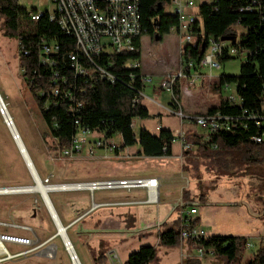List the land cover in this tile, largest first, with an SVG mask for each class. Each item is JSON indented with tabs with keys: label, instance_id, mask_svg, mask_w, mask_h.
<instances>
[{
	"label": "trees",
	"instance_id": "1",
	"mask_svg": "<svg viewBox=\"0 0 264 264\" xmlns=\"http://www.w3.org/2000/svg\"><path fill=\"white\" fill-rule=\"evenodd\" d=\"M168 1L137 0L146 33L151 37L156 36V39L167 33L169 26L177 20L176 13L165 12L163 9ZM263 4L264 0L200 1L195 12L196 19L192 23L196 46L185 44L181 51L184 58H197L203 52L207 36H211L223 39L229 37L226 38L229 41L227 44L236 51L233 55L226 54L223 47L217 55L219 61L244 54V60L239 64L236 74L221 72L208 84L209 89L218 92V102L209 106L206 112L218 111L235 116V127L229 131L217 129L209 133L206 139L187 130L183 133L184 140L194 145L196 152H209L212 150L211 146L215 145L217 151L227 154L234 168L232 175L237 176L252 173V166L264 164V140L256 142L251 139L258 129L242 113L243 110H258L264 103V23L261 20L264 16ZM34 10L33 7L26 9L19 6L17 0H0V25L3 35L14 37L17 41V65L23 84L33 94L38 113L46 126L51 140L50 149L55 151L68 144L73 132L72 122L76 119L79 126L101 131L105 137L119 134L120 144L117 148L136 144L143 155L169 154L172 139L169 129L159 127L155 133H151L145 127L139 126L134 132L130 124L133 117L144 118L148 115L147 108L139 101L143 83L140 81L138 62L133 67L126 65L128 60L137 61L139 37L133 39V50L107 55L102 53L95 59L97 64H102L113 76L112 81L98 76L95 72L74 76L69 69L67 57L73 46V37L49 20L46 10L36 20H31L28 12ZM233 26H239L242 31L235 40L230 41L236 32ZM39 36L58 46L57 51L51 54L55 62L52 66H46L38 59L36 42ZM227 83L235 85L237 103L221 97L220 88ZM53 88L56 93L51 92ZM64 90L69 91L73 101L68 99ZM76 102H79L78 106L74 104ZM169 103L174 107L170 99ZM188 151V148L182 150L184 154ZM190 224L195 225V218ZM179 230L178 217L162 221L156 231L157 244L177 245ZM245 241V237L239 235L209 234L198 243L204 249L210 248L225 264H237L243 257ZM186 242L192 241L187 239ZM106 250L107 245L98 242L96 251L89 252L91 260L95 264H109L105 258ZM157 260L153 245L140 244L127 253L121 264H150ZM184 264L200 262L191 257L185 258ZM242 264H264V246L260 240Z\"/></svg>",
	"mask_w": 264,
	"mask_h": 264
},
{
	"label": "rangeland",
	"instance_id": "2",
	"mask_svg": "<svg viewBox=\"0 0 264 264\" xmlns=\"http://www.w3.org/2000/svg\"><path fill=\"white\" fill-rule=\"evenodd\" d=\"M191 1L193 6L186 10V13L196 12L197 4L202 0ZM17 4L26 9L36 8V11L51 10L53 7L50 0H17ZM163 9L165 12H171V6L168 4H165ZM233 29L236 32L230 41L235 40L238 33L242 31L239 26H233ZM226 38L228 39L229 37ZM226 38L225 42L229 43ZM177 43L176 34L172 31L162 34L159 39L151 37L147 33L139 36V55L136 58V63L138 62V65H140L139 69L142 72L145 71L146 74H150V82H146L142 86L139 99L140 103H144L148 108V115L143 120L145 125L152 131H154L153 125L161 121L165 126H169L172 129L180 125L179 127L183 133L187 130L189 133L193 132L201 135L203 139L204 129L195 127L192 117L206 111L209 106L217 104L218 92L209 89L208 84L221 72L236 74L239 64L244 60V54L240 53L223 61H219L216 57L217 68L208 69L204 66L201 71L198 67H194L193 70L190 69L192 72L187 76V79L190 76H195L196 79L197 77L199 78L194 85V80L191 79L190 83L192 86L189 85L187 79H180L179 83H177L179 87L178 104L181 112L187 115L189 119H185L179 124L177 116L170 114L165 108L155 104V102L162 103V105L168 107V92L158 86L165 72L170 70L169 73H173L179 67ZM159 70H164L161 75L160 73L156 74ZM201 75L209 77H202L203 79L201 80ZM234 86L233 83L222 85L220 88L221 97L225 95L235 97ZM0 96L33 164L34 170L38 173V177L43 184H58V187H60L66 183L64 180L73 175L72 170L76 175L95 174L94 172L97 169L101 170L102 165L103 167L118 165L115 162L117 160L113 157L104 156V153L108 151L104 152V150V153L102 152L103 156L99 154L98 151H101L102 148H96L91 154H85L84 150H81L75 156L61 159L55 154L56 151L50 149L51 140L46 126L38 113L33 94L23 84L20 68L17 65L16 39L3 35L1 25ZM3 117L4 115L0 113V188L21 187L29 184L36 185V183L32 182L24 166L20 154L3 122ZM132 125V129L135 132L137 129L135 122ZM112 137L111 141L116 144L118 134L114 133ZM174 143L177 144V141ZM115 149L117 152L119 147ZM114 151L109 153L114 154ZM122 154L124 156L128 155H125V152H122ZM183 156L185 157L182 162L175 160L174 162L186 173L187 181L190 180L189 189L194 192L195 196L197 194L204 195L206 203L210 205L209 212L205 216L201 215L195 226L200 227L201 222L204 229L212 230L214 234L237 233L243 236L260 230L264 226V198L263 195L259 196V194L255 196L251 191L252 186L250 184L251 179L260 180L258 177L264 174V164L252 166L251 171L254 174L252 176L240 177L236 175L229 177L234 169L229 161V156L217 151L215 148H212L209 152L201 153L200 151L196 152L194 145L191 144V148ZM111 161L113 162L111 163ZM211 182L215 183L212 187L210 186ZM257 188L256 190L260 191ZM58 189L47 192L51 204H53V195L58 193ZM166 189L172 190L170 187ZM170 190L167 192L168 194L173 193ZM95 199L97 198L95 197ZM196 201L199 206L203 204L202 199L197 198ZM233 205L237 209L231 210ZM0 218H10L26 225L27 228L19 232L33 239V244L30 245L31 250L2 264H72L59 236L54 235L49 238L55 232L54 223L51 221L46 207L37 192L0 193ZM154 219L155 215L151 214L149 220L153 221ZM61 224L65 225L63 222ZM94 226L98 228L99 224L96 223ZM153 229L152 227L151 229H146V235L140 234L133 229H128L127 231L122 229V227L103 229L109 232L114 230L115 233L124 232V234H131V238L120 245L114 246L118 250H116L117 252L115 251L116 259L109 258L110 251L105 253V258L108 256V261L111 264H117L116 261L118 259L121 260L124 257V260L127 253L136 249L140 244H150L155 247L156 255L160 260L150 264H184V259L191 257L197 258L200 264H225L223 259L213 254L210 248H202V255L194 257L192 256L194 246L191 243H186L184 252H180L181 248L177 246L178 244L175 246L156 244L155 233L157 230ZM64 232L72 244L79 264H95L91 260L89 252L94 253L97 247L95 249L86 247L88 235L83 234L84 232L78 226L75 228L65 226ZM263 238L264 236L262 237L261 235L257 238L245 237L246 240L251 242L252 246L249 249L244 248L243 257L237 264H242L243 260L257 246L258 241H262ZM113 241L114 236L107 242L110 244ZM109 247L112 246L109 245ZM6 248L9 251L18 249V247L14 246H6Z\"/></svg>",
	"mask_w": 264,
	"mask_h": 264
},
{
	"label": "built area",
	"instance_id": "3",
	"mask_svg": "<svg viewBox=\"0 0 264 264\" xmlns=\"http://www.w3.org/2000/svg\"><path fill=\"white\" fill-rule=\"evenodd\" d=\"M53 4L51 10L43 9L28 12L31 20H36L40 14L46 10L47 18L56 23V25L66 34L73 37L72 49L67 53L69 60V69L73 75H85L95 72L98 76L104 77L109 81L113 80V76L104 68L102 64H97L95 59L102 53L113 54L118 52L130 51L134 49L133 39L146 33V28L142 24L141 17L138 11L137 0H50ZM168 5L171 6V12L176 13L177 20L175 24L169 26L168 31L176 34L179 41V67L173 73L165 72L159 82V88L166 90L169 99L174 103L173 114L177 116L179 124L183 120L189 119L187 115L181 112L178 104V84L180 79H187L194 67L201 68L206 66L208 69L218 67L216 61L217 55L225 48V53L233 55L236 51L230 47L225 39L213 38L207 36L203 52L196 57H183L181 55L183 45L195 47L196 41L193 37L192 23L196 19L195 12L186 14L185 7H192L191 0H169ZM264 11V4H263ZM264 23V16L262 17ZM223 39V41H222ZM17 45V41H16ZM38 50V59L46 66L54 65V60L51 57L58 49L56 43L46 41L44 37L39 36L36 42ZM137 63L134 59L128 60L126 65L129 67L135 66ZM192 69V70H190ZM173 71V70H171ZM191 79L196 80L195 76H190L187 79L189 85ZM197 79H199L197 77ZM142 83L150 82V76L147 74L140 75ZM227 85V84H223ZM56 93V89L51 90ZM65 95L70 101H73L72 95L69 91L64 90ZM140 94V92H139ZM227 100L238 102V99L233 96H222ZM79 105V102L74 103ZM264 104L258 110L246 111L243 110V115L250 119L257 132L251 136L256 142L264 140ZM178 106V108H177ZM73 107H71L72 109ZM1 110V109H0ZM74 110V109H73ZM1 113V112H0ZM237 118L231 115L221 114L218 111L207 113L206 111L196 114L192 117L195 127L204 129L203 138L206 139L209 133L217 129L232 130L235 127ZM132 124V122H130ZM158 126L154 129L158 130ZM72 134L70 135L67 145L55 150L56 155L61 158H69L84 150L85 154H91L96 148H102L105 151L112 152L117 148L118 144L111 141V137H105L103 132L98 130H89L78 125L76 119L72 122ZM172 133L170 141H177L179 145V153L174 156L176 159L183 158L182 150L184 148H191V143H188L183 138V131L180 127L175 129ZM215 145L211 147L214 148ZM169 154L159 155L160 157H169ZM68 186L84 187L89 191L93 189H115V188H131L143 187L144 199L141 200H127L115 202H99L94 205H107L113 203H133V202H149L155 203L157 201V181L154 177H126V178H107L95 179L89 181H78L67 183ZM195 214V207L189 205L184 207L177 216L180 221L179 243H185L187 239L191 240L194 246V255L200 257L203 253L202 246L198 241L205 237V233L201 227L191 225L193 215ZM156 230L159 224L155 225ZM26 225L18 223L10 218H0V264L12 258L20 257L25 252L31 250L30 245L33 244V239L28 235L20 233L25 230ZM264 246V238L262 239ZM6 246L18 247L17 250L9 251ZM252 246L251 242L246 240L244 248L249 249ZM251 248V247H250ZM109 258H113L112 253H109Z\"/></svg>",
	"mask_w": 264,
	"mask_h": 264
},
{
	"label": "crops",
	"instance_id": "4",
	"mask_svg": "<svg viewBox=\"0 0 264 264\" xmlns=\"http://www.w3.org/2000/svg\"><path fill=\"white\" fill-rule=\"evenodd\" d=\"M191 7H185L184 12L186 13V10H188ZM190 14V13H186ZM169 32V31H168ZM177 41L179 40L176 36ZM139 39V38H138ZM177 47L179 46V41L177 43ZM140 67V65H139ZM165 69V68H164ZM140 70V69H139ZM160 71V70H159ZM155 72L156 74L161 75L160 72ZM142 74H146L145 71H141ZM150 75L149 73H147ZM154 74V73H151ZM164 75V74H163ZM201 75V80L203 79ZM204 77V78H208ZM199 80H194L195 82ZM200 80V81H201ZM199 81V82H200ZM198 82V83H199ZM145 83H143L144 85ZM192 86V84H190ZM141 96V91H140ZM146 108L147 106L142 103ZM156 105H159L160 107H163L169 112L170 114H173L172 110H174V107L167 101V106L162 105V103L155 102ZM148 112V108H147ZM132 124L135 122L137 128L139 126L145 127L149 132L155 133L157 130L154 129L155 126L167 128L170 131H174L178 127H174L173 129L169 126H165L163 123L158 122V124L153 125L154 131L150 130L143 120V118H137L133 117L131 120ZM179 123V121H178ZM131 124V126H133ZM137 130V129H136ZM111 137L110 139H112ZM117 144H120V136L118 134ZM175 141L170 143L169 146V157H160V156H147L141 154L139 151V146L136 144L133 145H127L122 146L121 149L117 150L114 154H110L109 151L106 152L103 149L101 151L99 150V154L102 155V152L104 153V156L113 157L116 159L118 165L114 166H108L107 167H101V170H96L94 172L95 174H83V175H76L74 171L72 170L73 175H71L69 178H67L66 183L71 182H78V181H89V180H95V179H107V178H126V177H154L157 181V201L155 203H149V202H133V203H113V204H107V205H94L95 203L99 202H115V201H127V200H143L144 199V188L143 187H131L128 189L125 188H115V189H93L89 191L87 188L84 187H76V186H67L63 189H58V193L53 195V210L57 214L58 219L61 222L65 223V226L68 227H76L82 229L84 232L83 234L88 235L87 237V246L95 249L97 247L98 242H102V244L105 246L107 245V250L105 253H108L109 251L112 253L113 258L116 259L117 255L116 252L118 251L115 245H120L122 242H125L129 238H131V234H124L121 232H114V230L106 231L103 229H107L109 227L112 228H118L122 227V229H125L128 231V229L137 230L140 234L146 235L147 231L146 229H155V224L158 223L161 224L162 221H167L170 219L176 218L180 211L186 207L188 204L193 205L195 207V214L193 215V218H195V224L198 223L200 220V216L207 214L209 211L210 205L206 203V198L202 194H197L195 196L194 192L189 189L190 187V180L187 181V175L184 173L183 170L180 169V166L174 162L179 161L182 162L184 159V156L181 159H176L174 156H176L179 153V145L178 143H174ZM96 150V149H95ZM122 152H125L124 156ZM184 154V153H183ZM98 155V154H97ZM103 156V155H102ZM113 161H111L112 163ZM253 173H249L246 175H239L240 177L243 176H252ZM236 175H231L229 177H233ZM260 180H252L250 181L251 184V191L256 196L259 194V196L263 195L264 198V176L263 174L258 177ZM198 186V184H196ZM215 183L211 182L210 186H214ZM195 186V184H194ZM196 186V187H197ZM172 188L173 193H167L169 190L166 188ZM258 187V188H257ZM260 189V191L256 190ZM256 191V192H255ZM95 197L97 199H95ZM202 199L203 204L199 206L197 204L196 199ZM257 198V197H255ZM250 201V200H249ZM227 206V205H225ZM258 208V207H256ZM237 208L232 207L231 210H235ZM151 214L155 215V219L153 221L149 220V217ZM157 216V217H156ZM98 223V228H95V224ZM207 224V223H206ZM80 225V226H79ZM200 227L203 228L200 222ZM97 229V230H96ZM111 229V228H110ZM210 229V228H208ZM124 231V230H123ZM203 231L205 235L214 234L212 230H206L203 228ZM206 231V232H205ZM217 234H224V233H217ZM116 235V236H115ZM156 235V233H155ZM226 235H239L243 236L242 234H226ZM264 236V226L260 230H257L255 232H251L244 237L249 236L250 238H257L258 236ZM114 236V241L108 244L110 239ZM156 244H157V236H156ZM116 243V244H114ZM186 243H180L177 246L181 248L180 252H184L186 249ZM111 245L112 247H109ZM192 245V243H191ZM96 250V249H95ZM117 250V251H116ZM116 251V252H115ZM179 252V253H180ZM194 249H193V255H194ZM124 258V257H123ZM123 258L121 260H117V264H121L123 261ZM106 261L111 264L108 261V256L106 258ZM158 257V262H159Z\"/></svg>",
	"mask_w": 264,
	"mask_h": 264
},
{
	"label": "water",
	"instance_id": "5",
	"mask_svg": "<svg viewBox=\"0 0 264 264\" xmlns=\"http://www.w3.org/2000/svg\"><path fill=\"white\" fill-rule=\"evenodd\" d=\"M155 37L156 36H154V38ZM3 122H4L5 126L7 127V130H8V132H9V134L13 140L14 145L16 146L18 153L20 154V157L24 163L26 170L28 171V173L31 177L32 182H34V184L36 183V185H38L39 189H41V188L42 189L43 188L44 189H52V188L58 187V184H43L41 182V180L39 179V177L37 176L36 172L34 171L32 165H31V161L29 159V156H28L24 146L22 145L21 141L19 139H17L18 135L16 133L14 134V130L12 132L9 129L10 120L7 121V119L3 117ZM11 128H13V127L11 126ZM15 139H17V140H15ZM25 186H28V185H22L21 187H25ZM25 188H22V189H25ZM41 197L44 199V197H46V196H45V194H43V195H41ZM46 202L48 203V208H47L48 214L50 216L51 221H53L54 227H55V232L49 238L53 237L54 235L59 236V238L62 242V245L68 254V257L72 262V259L75 257V255L73 253V250L71 249V246L69 245L68 239H67L66 234L64 232L65 225H62L60 223L59 219L57 218V216L53 210L51 203L49 202V199L46 198ZM67 245L69 248H67Z\"/></svg>",
	"mask_w": 264,
	"mask_h": 264
},
{
	"label": "bare ground",
	"instance_id": "6",
	"mask_svg": "<svg viewBox=\"0 0 264 264\" xmlns=\"http://www.w3.org/2000/svg\"><path fill=\"white\" fill-rule=\"evenodd\" d=\"M0 112H1V114H3L4 115V118H6L7 119V121L8 120H10V124H9V129L13 132V130H14V134L16 133L17 135H18V132H17V130L15 129V126H14V123L12 122V119L10 118V115L7 113V110H6V107H5V104H4V102H3V100H2V97L0 96ZM3 112V113H2ZM11 126L13 127V128H11ZM17 139H19L20 140V137H19V135H18V138ZM17 139H15V140H17ZM21 141V140H20ZM22 143V142H21ZM23 145V144H22ZM30 159V158H29ZM31 161V160H30ZM31 165H32V167H33V164H32V162H31ZM33 169H34V167H33ZM35 171V170H34ZM37 174V173H36ZM68 185H67V183H65L64 185H61L60 187H55V188H52V189H39V187H38V185H28V186H25V187H10V188H0V193H4V192H6V193H9V192H17V191H35V192H37L39 195H40V198H41V201H42V203L44 204V206L46 207V210H47V212H48V203L46 202V198L47 199H49V197H48V195H47V192L48 191H50V190H56V189H58V188H61V189H63V188H66ZM22 188H25V189H22ZM43 194H45V196L46 197H44V199L41 197V195H43ZM45 201V202H44ZM49 202H50V200H49ZM51 203V202H50ZM52 205V204H51ZM53 207V206H52ZM54 209V208H53ZM55 211V210H54ZM56 213V212H55ZM57 215V214H56ZM57 218H58V216H57ZM67 237V236H66ZM67 239H68V237H67ZM68 242H69V245L71 246V249L73 250V248H72V244L70 243V241H69V239H68ZM67 248H69L68 247V245H67ZM73 253H74V255H75V257L72 259V264H79V261H78V259H77V256H76V254H75V252H74V250H73ZM77 261V262H76Z\"/></svg>",
	"mask_w": 264,
	"mask_h": 264
}]
</instances>
